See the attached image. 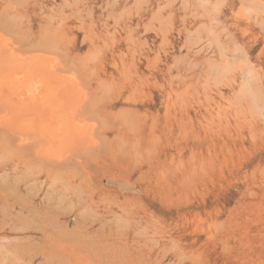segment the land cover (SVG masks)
<instances>
[{"label":"rangeland","instance_id":"obj_1","mask_svg":"<svg viewBox=\"0 0 264 264\" xmlns=\"http://www.w3.org/2000/svg\"><path fill=\"white\" fill-rule=\"evenodd\" d=\"M0 2L87 59L134 149L99 210L48 213L33 171L0 177V264H264V0Z\"/></svg>","mask_w":264,"mask_h":264},{"label":"bare ground","instance_id":"obj_2","mask_svg":"<svg viewBox=\"0 0 264 264\" xmlns=\"http://www.w3.org/2000/svg\"><path fill=\"white\" fill-rule=\"evenodd\" d=\"M7 12L8 6L0 2V177L33 171L25 176L49 197L41 206L48 213L63 203L78 210H99L109 201L105 195L116 193L103 188L102 182L96 187L98 174L116 169L134 151L122 150L130 147L125 137L109 142L107 119L112 112L103 90L106 84L100 74L92 75L86 58L59 42L58 29L52 33L41 25L35 32L33 23L13 22L6 18ZM45 29L51 33L44 34ZM122 89L129 93L125 86ZM139 136L135 139L143 143L144 137ZM6 178H2L4 184ZM115 178L110 177V186L121 187L120 178ZM7 188L2 184L0 191L6 194ZM21 195L15 197L19 208L34 211L35 199H30L29 207ZM56 196L58 201H53ZM111 197L119 204V194Z\"/></svg>","mask_w":264,"mask_h":264}]
</instances>
